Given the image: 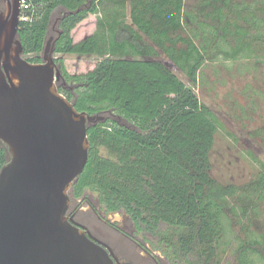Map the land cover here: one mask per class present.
I'll return each instance as SVG.
<instances>
[{
	"label": "trees",
	"instance_id": "trees-1",
	"mask_svg": "<svg viewBox=\"0 0 264 264\" xmlns=\"http://www.w3.org/2000/svg\"><path fill=\"white\" fill-rule=\"evenodd\" d=\"M57 13L60 92L79 111L126 122L89 126V159L72 197L96 193L106 212L124 211L152 233L166 224L178 231L171 247L206 264H216L223 238L240 224L239 263L263 257L264 170L244 185L212 176L218 119L162 56L194 84L219 59L263 63L264 0H33L34 16L18 31L24 56L35 54L29 61L42 62ZM91 20L94 29L76 36ZM64 55L97 59L70 72ZM9 159L3 143L0 170Z\"/></svg>",
	"mask_w": 264,
	"mask_h": 264
},
{
	"label": "water",
	"instance_id": "water-1",
	"mask_svg": "<svg viewBox=\"0 0 264 264\" xmlns=\"http://www.w3.org/2000/svg\"><path fill=\"white\" fill-rule=\"evenodd\" d=\"M7 1L0 14V140L10 159L0 170V264H121L67 215L89 159L88 128L106 112L79 111L60 92L51 38L42 62L24 57L20 0Z\"/></svg>",
	"mask_w": 264,
	"mask_h": 264
},
{
	"label": "rangeland",
	"instance_id": "rangeland-1",
	"mask_svg": "<svg viewBox=\"0 0 264 264\" xmlns=\"http://www.w3.org/2000/svg\"><path fill=\"white\" fill-rule=\"evenodd\" d=\"M187 4L195 5L196 0H187ZM60 17V13L53 17L54 28L49 34V38L52 39L51 46L59 33ZM93 26L94 22L89 21L76 30V36L82 35L85 30L94 29ZM259 54L264 57V47ZM34 56L35 54H31L24 57ZM40 56L43 59L44 52ZM60 56L63 55L54 54L55 58ZM66 58L70 72L88 70L97 59L95 56L88 58L76 55H69ZM162 58L197 93L200 100L212 109L218 119L219 130L211 153L212 176L222 184L236 185H244L256 179L264 170V61L257 63L258 60L255 58L236 62L219 59L217 62L207 63L203 69L204 75L197 84H194L166 56ZM63 82L59 80L58 85H62ZM106 116L126 123L110 112H106ZM70 197L72 207L83 209L79 210L80 214H83L77 219L97 237L112 245L116 244L112 228L98 220L92 210L93 207L99 208L106 220L133 232L141 239L142 244L148 245L151 251L156 253L167 252L169 247L165 245L164 238L171 241L176 240L175 237L178 236V231L166 224H161L154 233L147 230L137 232L125 216L127 213L106 212L99 203L97 194L91 191H87L83 198L74 199L72 195ZM245 238L241 225H235L223 238V244L219 249V264H240L237 249L239 240ZM262 253L264 257V252ZM254 257V264H264L263 257L259 255ZM195 261V257H192L189 262L194 264Z\"/></svg>",
	"mask_w": 264,
	"mask_h": 264
},
{
	"label": "flooded vegetation",
	"instance_id": "flooded-vegetation-1",
	"mask_svg": "<svg viewBox=\"0 0 264 264\" xmlns=\"http://www.w3.org/2000/svg\"><path fill=\"white\" fill-rule=\"evenodd\" d=\"M8 8V1L7 0H0V14L6 12ZM53 24L51 25V30L53 29ZM60 33V30H59ZM2 144V141L0 140V145ZM84 197V196H83ZM82 197V198H83ZM80 207L74 206L70 207L67 215L70 218H73L74 221L82 224L87 228V231H89L94 237L105 243L107 246L106 248L108 251L113 255L114 260L121 264H192L190 259L195 257L196 261L194 264H206L205 260H200L199 257L194 256L193 253H186L178 250H174L171 247L172 243H167L168 240H165L164 243L169 247L167 249V252L164 251L163 254L156 253L155 251H151L148 245L142 244L141 239L135 235L133 232L124 230V228L121 225L115 224L112 221L106 220L104 218V214L101 212L99 208L93 207V212L97 216L98 220L100 222H103L110 228H112V231L114 233V237L116 239V244L112 245L105 240H102L101 238L97 237L89 228L80 220L77 219V217L81 213L79 212ZM125 216L128 217V221L130 224L133 225L134 229L141 233L143 229L127 214ZM176 240L179 239L178 236L175 237ZM142 250V251H141ZM216 264H219L218 258L214 260Z\"/></svg>",
	"mask_w": 264,
	"mask_h": 264
},
{
	"label": "built area",
	"instance_id": "built-area-1",
	"mask_svg": "<svg viewBox=\"0 0 264 264\" xmlns=\"http://www.w3.org/2000/svg\"><path fill=\"white\" fill-rule=\"evenodd\" d=\"M21 20H31L33 14V0H20Z\"/></svg>",
	"mask_w": 264,
	"mask_h": 264
}]
</instances>
